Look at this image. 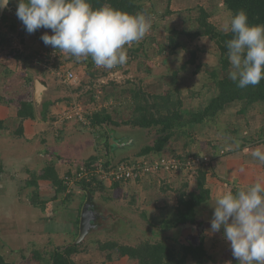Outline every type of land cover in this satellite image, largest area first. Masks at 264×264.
Returning <instances> with one entry per match:
<instances>
[{
    "label": "rangeland",
    "instance_id": "374dc122",
    "mask_svg": "<svg viewBox=\"0 0 264 264\" xmlns=\"http://www.w3.org/2000/svg\"><path fill=\"white\" fill-rule=\"evenodd\" d=\"M14 4L17 8L18 0H15ZM142 4L144 5L143 10L139 13H144L151 18L152 27L142 40L125 45L127 55H131V59L127 56L129 63L127 64L126 61L125 64L117 68L106 69L96 65L95 67L92 66L93 61L90 56L77 59L68 53L64 57H57V59L65 65L64 68L62 67L63 70H71L76 74V82H70L69 84H60L50 70L40 68L42 59H50V52L54 49L52 46H46L41 39V36L45 33L52 35L51 29L40 28L36 32L29 34L24 30L25 26L16 14H7V17L0 20V94L5 99V95L10 92V89L6 90L8 86L5 87L6 84L2 83V80L12 79L11 75L6 73L7 70H10L7 65L14 68L15 62H10L8 57L12 56L14 51L20 50L22 54L18 53L17 55L21 56L22 59L20 62H18L19 60L17 61L18 68L16 70L18 71L23 67L27 69L28 66H31L39 72V76L46 81H50L53 90L52 101H64L69 108L74 107V105H81L86 111L100 112L105 110L114 117L116 122L120 123L121 126L117 128L119 131L134 129L139 142L141 141L138 144L139 148L142 149L145 146L154 144L157 137H159L155 128L137 132V128L127 127L123 124L134 115L135 107L131 100V91L134 88L141 87L148 93L161 94L166 89L175 92L176 87H178L180 96H185L187 107L199 109L206 105L208 100L217 94V88L214 79L211 77V72L217 70L219 79H229L230 68L228 71L220 69V54L213 41L207 37L192 39L188 35L193 34L198 27L199 8L203 7L210 15L208 21L223 32H225L222 27L223 24L229 22L232 15L221 0H172L171 2L167 0H144L141 2ZM11 25L15 27L14 31H10L9 27ZM183 30H186V34L182 33ZM171 39H176L185 48H179L175 55H169ZM140 44H143L142 49L130 54ZM159 45H162L166 50L165 53H158ZM188 51H196L197 53V65L200 67V72L197 74L195 65H185L188 60ZM184 66L186 68L183 70ZM17 77L23 79L22 73L17 75ZM98 96L100 98H97ZM5 102H2V104ZM237 110H239V107L235 111ZM253 115L259 117V119L260 116L264 117L263 103L252 106L250 111H247L242 116L240 115L243 119V124L252 122L253 120L248 121V119L251 116L253 117ZM240 116L234 115L233 118L239 120ZM259 119L257 121H260ZM219 127L223 130L224 124L221 123ZM100 131L102 132V129L96 128L94 133L97 132L96 135L98 136ZM195 133L194 131L190 132L187 138L176 142L190 144L194 142L193 139L196 140ZM236 139L242 138L238 139L236 137ZM244 142L246 143L244 145H247V143H252V145L248 146L255 145V140ZM80 144L79 142L77 143L78 147L82 149ZM99 146L104 147V143L101 141ZM212 148L213 146L209 148L210 152L208 154H206L207 151L206 153L202 151L200 153L187 151L180 153L183 155L191 153L210 156ZM202 149L205 151L206 146H203ZM89 150L91 149H88L87 153ZM103 151L106 152L104 149ZM103 151L102 153L105 156ZM126 153L127 151L119 150L118 160ZM83 154H86L85 151L82 152ZM173 154L176 155V152H167L164 157L174 156ZM184 175H187L185 177L187 178L189 174L183 173L180 177ZM172 176L174 177L170 179L163 176L151 178V182L145 184L149 194L147 193L148 196L143 202L140 201L141 199H137V196H133V193L137 192L135 188L128 187L127 189L121 188L113 191L112 184L107 183L105 186L111 189V194L105 190L104 192L97 190L96 194L99 195L98 197L103 194L112 203V207H116L123 213L121 217H115V219L123 220L122 222L124 223L122 224L117 220L116 222L107 221L106 226H109V229L101 230V232L98 229L99 233L92 231L89 233L92 234V239L104 243L114 240L124 245H135L145 240L153 241L158 239L159 237H156L154 232L161 230V223L152 222L150 219H152L153 208L155 206L158 208L161 205V201L164 200L166 192V190L164 192V188L177 183L176 185L179 189L180 181L183 178L176 181L174 179L177 178V175ZM5 185L0 183V242L6 261L14 264H39L40 261L34 257L35 253L40 254L43 259L49 260L50 253L56 246L73 241L74 237H65L63 235L56 238L57 240L54 242L50 236L45 235L42 228L48 233L50 229L46 228H54L56 224L52 225L46 222L45 218H38L39 212L25 214L23 217L25 220H20V214L12 213L10 211L11 206H5V202L8 200L4 195ZM9 185V189L14 190L18 184L15 182L14 185ZM105 193L108 194L106 195ZM21 197H14L17 208H20L19 204L22 203L32 207L31 198ZM169 202L175 203V200H169ZM203 215L204 220L211 221L209 213H204ZM58 225L66 226L68 224L58 223ZM181 231L180 228H175L165 233V235L174 237L180 243H183L185 236L181 234ZM71 234L75 235L73 230H71ZM221 235L220 231L214 233V237L211 238V247L213 246L222 255H219L220 259L218 255V257L214 255L216 258L212 256L213 261H219L209 264H228V254L221 247ZM89 248L98 250L96 245H90ZM113 254L112 261L105 259L103 254L101 256L100 252H96V255L81 253L73 260L76 264H138L137 261L128 258L119 259L116 252H113ZM191 264L195 263L191 262Z\"/></svg>",
    "mask_w": 264,
    "mask_h": 264
},
{
    "label": "crops",
    "instance_id": "0c3cea01",
    "mask_svg": "<svg viewBox=\"0 0 264 264\" xmlns=\"http://www.w3.org/2000/svg\"><path fill=\"white\" fill-rule=\"evenodd\" d=\"M18 53L22 54L20 50H16L13 52L12 56L8 57L10 62H15L14 68L7 65L10 67V70H7L6 73L11 75L12 79L2 80V83L6 84L5 87L8 86L7 89H5H10V92L5 95V99L4 96L0 94V98L3 99L0 102V165H3L4 168V176L2 175L0 183L6 184L4 187V195L8 200L5 202V206H11L10 211L16 215L20 214L19 217L22 221L25 220V218H23L25 214L28 215L39 212L38 218H45L46 222L52 225L56 224L54 228H46L50 229L48 233L41 227L45 235L50 236L54 242L57 240L56 238L63 235H65V237H74L73 240L76 241L81 233L80 225L84 207L91 198L102 210H104L105 217L101 227L98 226L95 231L98 233V229L99 231L109 229V226H106L107 221L112 220L116 222L117 219H115V217H121L123 213L116 207H112V203H110L109 199L104 197L103 194H101L100 197H98L99 195L96 193L91 196L82 190L80 186H76L73 189L68 188V190L64 191L61 188L59 189L58 186H55L52 180L39 177L48 168L53 169L58 178L65 184L66 178L70 177L80 164L94 156H104L102 153L103 149L106 151H103L106 155L105 138L107 139V125L104 126L102 132L100 131L97 136V132L94 133L96 128L93 127V130L90 131L74 122L63 119V115L69 109V106L61 100L52 101L53 90L50 81H46L48 89L44 92L42 99H38L43 103V106H35L34 102V106L36 107V118L25 119L21 125L18 117L20 109L19 102L22 99H26L27 96L31 101L37 99L35 91L36 81L42 77L39 76V72L31 66H28L27 69L26 67L20 68L17 71L18 60L15 55ZM20 61L21 60L18 62ZM25 70H28L29 75L34 77L32 89L26 88L24 80L17 77L20 73L25 75ZM181 97L183 101H186L184 95H181ZM4 101L6 102L2 104ZM237 107H239V110L235 111ZM193 109L198 110L196 108H192V110ZM248 111H250V109ZM42 112L45 113V116L42 115ZM244 114L245 113H242V108L239 103L229 104L220 114L217 123L208 121L196 125L190 130V132H196V140L193 139L194 142L189 144L173 141L167 146L163 153L144 156L160 158L164 157L167 152L180 153L186 151L196 153H200L201 151L206 153L207 151L206 154H208V152H210L209 148L213 146L209 154V157L212 159V164L208 169L210 173L207 176V187L211 192V201L208 205H202L197 208L198 226L188 225L180 227L182 230L181 234L185 236L183 242L185 244L195 242L199 239L200 235H203L205 237V249L208 255L211 257L213 256V258H216L214 255L219 256L222 254L218 253L213 246L211 247V238L214 237V233L210 230L211 221L204 220L203 214L209 213L212 220L214 205L219 196L227 191L235 192L239 189H246L257 180H264V164H261L251 155L253 150L263 145L258 139L260 131L264 126V117L260 116L259 119V117L253 115V117L251 116V118L248 119V121H253L244 125L243 119L241 118ZM234 115L241 116L239 120H235L233 118ZM257 119L260 121H257ZM221 123L224 124L223 130L219 127ZM21 127L23 128L22 136L18 135ZM142 130L143 129L137 128L136 131ZM226 130L235 131L236 134L231 135L227 133ZM129 131H133L132 133H134V129H129ZM236 137L238 139L242 138L245 141L255 140V145L248 146L252 145V143L244 145L246 143L240 139L237 140ZM84 140L87 141L84 142ZM101 141L104 143V147H98ZM78 142L81 143L80 146L82 149L78 147ZM203 146H206L205 151L202 149ZM88 149L91 150L87 153ZM84 151L86 154L82 155ZM136 152L124 154L120 161L137 157L135 154ZM176 175L177 178L174 180L179 181L181 178L185 180L180 181L179 189L185 184H187L186 191L188 193L196 189L197 174H189L187 178H185L187 175L183 177H180L181 174ZM164 177L170 179L174 176L166 175ZM15 182L18 184L17 187L14 190H10L8 187L10 186L9 184L14 185ZM148 182H151V179L122 184L117 187L111 185V187L113 191L121 188L127 189L128 187L132 189L135 188L137 192H134L133 196H137V199H141L140 201L143 202L149 194L146 189L147 185H145ZM176 184L168 185V187L164 188V192L166 190L163 198L164 200L161 201V205L158 208L156 206L153 208V215L151 217L153 220L150 219L152 222L161 223L163 220H170L173 218L177 206V191L179 190ZM104 187V190L111 194V189L106 186ZM18 196H22L21 198L38 197V201L40 200V203H45L46 205H43L44 208L41 209V207L35 206L33 203H31L32 207H28L22 203L19 204L20 208H17L14 197ZM169 200H175V203L169 202ZM117 221L122 224L124 223L122 222L123 220ZM58 223H65L68 225L62 226L58 225ZM71 230L74 231L75 235L71 234ZM220 234H222L220 236L222 239L221 247L223 251L225 250L226 254H228V264H239L238 259L232 255L230 242H227L224 238L223 229L220 230ZM67 243L68 242L62 245ZM96 252H100L101 256L103 254L106 259L107 253L97 249L89 248L88 252L85 253H87V255L89 253L90 255H96ZM112 256L114 257V254H112ZM76 257L77 255H74L73 259Z\"/></svg>",
    "mask_w": 264,
    "mask_h": 264
},
{
    "label": "trees",
    "instance_id": "16d2710c",
    "mask_svg": "<svg viewBox=\"0 0 264 264\" xmlns=\"http://www.w3.org/2000/svg\"><path fill=\"white\" fill-rule=\"evenodd\" d=\"M144 0H88L93 9H98L105 4H110L113 8L118 9L122 12L129 14H136L143 10ZM171 2L172 0H167ZM225 8L233 16L240 10H244L248 16V23L250 25L264 24V0H221ZM200 16L197 21V29L193 34L188 36L192 39L199 37H207L217 46L220 57L219 65L222 71H228L230 68L228 49L226 47V41L233 38V34L229 32H223L217 29L208 20L210 18L209 13L202 7L199 8ZM10 31H14L15 27L11 25ZM26 31V29H24ZM183 30L182 33H185ZM169 55H175L179 48H185L176 39H171ZM24 42V41H23ZM136 46V45H135ZM143 44L133 49L130 54L140 51ZM166 50L162 45L158 46V53H165ZM188 60L186 66H196V74L200 72V67L197 65V53L196 51H188ZM17 60H21V56L15 55ZM131 57V55H127ZM45 59H43L44 61ZM91 66V65H90ZM95 67V64L92 63ZM184 66L183 70L186 68ZM40 68H43L40 66ZM23 80L26 88L33 87L34 77L29 75L28 70L24 71ZM176 75V74H175ZM211 77L214 79L215 86L217 88V94L211 97L207 104L198 110H192L187 107L185 101L180 96L179 89L176 87V91L172 92L170 89H166L164 93L152 94L146 92L143 88H134L131 91V100L134 104V115L130 120L123 123L127 127L140 128L143 130L156 129L159 137L154 144L145 146L136 154L137 157H144L150 154H161L167 146L180 139L187 138L190 135V130L196 125L203 124L205 122L217 123L220 114L224 111L225 107L232 103H239L242 108V113H246L252 106L258 103L264 104V79L255 86H248L247 88L241 89L237 87V83L230 79L224 78L219 79L217 70L211 72ZM173 85V84H172ZM31 93V92H30ZM3 99L0 98V102ZM43 103L38 99L31 101L28 99H22L20 103V109L18 117L21 125L25 119L36 118V107ZM88 111V110H87ZM45 116V113L42 112ZM94 128L103 129L105 125L112 126L115 128L120 127V123L116 122L114 117L105 110L100 112L95 111L92 116H89ZM23 128L21 127L18 135L22 136ZM227 133L235 135V131L226 130ZM106 149L107 153L105 157L110 161L109 154V136L106 131ZM243 142L244 139H240ZM264 145V126L260 131L259 139ZM179 156L181 153L173 154ZM96 156L87 160L85 163L94 162ZM264 169V165H263ZM4 173L3 165H0V180ZM210 172L208 170L197 171V183L196 189L193 192L188 193L186 191L187 184L180 188L178 192L177 206L175 208L174 216L170 220L161 221V230L154 232L156 237L160 239L145 240L135 245H124L119 244L117 241H97L93 240L91 235L87 232L80 231V235L76 241H72L65 245L56 246L55 249L50 253L49 260L43 259L42 256L35 253L34 257L40 261L39 264H76L73 260L74 255L88 252L90 245L98 246V250L106 254L108 261L113 260V252L117 253L119 259L128 258L137 261L138 264H209L214 263L212 257L208 255L205 249V237L199 236V239L195 242H189L187 244L180 243L176 238L169 235H165L169 231L184 226H198L197 219V208L202 205H208L211 201V192L207 187V176ZM215 176L214 174H211ZM40 178L52 180L55 186L59 189L68 190V186L62 182L53 169H47L42 173ZM119 184H113L117 187ZM82 190L93 196L97 190H104V185H99L93 188L92 185H77ZM73 189V188H72ZM33 205L42 207L45 203H40L38 197L31 198ZM44 205V206H43ZM191 261V262H190ZM0 264H14L6 261L3 252L2 245L0 242Z\"/></svg>",
    "mask_w": 264,
    "mask_h": 264
},
{
    "label": "clouds",
    "instance_id": "9594fccd",
    "mask_svg": "<svg viewBox=\"0 0 264 264\" xmlns=\"http://www.w3.org/2000/svg\"><path fill=\"white\" fill-rule=\"evenodd\" d=\"M12 0H0V11ZM16 16L29 34L40 28L46 46L80 57H91L97 67L112 69L127 61L125 45L139 42L152 21L144 13L129 14L110 4L93 9L88 0H18ZM233 38L226 41L229 79L244 89L264 79V24L250 25L244 10L223 24ZM264 145L251 152L264 164ZM243 171V169H242ZM223 229L239 264H264V180L246 189L223 193L215 202L211 232Z\"/></svg>",
    "mask_w": 264,
    "mask_h": 264
},
{
    "label": "built area",
    "instance_id": "2783aa9c",
    "mask_svg": "<svg viewBox=\"0 0 264 264\" xmlns=\"http://www.w3.org/2000/svg\"><path fill=\"white\" fill-rule=\"evenodd\" d=\"M66 54L68 53L53 49L50 52L51 58H44L45 61L42 59L40 64L44 69L50 70L60 84H69L77 80L76 74L71 70H63L62 67L64 68L65 65L57 59ZM119 66L121 65L114 68ZM92 114H94L93 111H86L81 105H74L64 113L63 119L92 131L93 125L89 118ZM211 164V157L191 153L162 158L134 157L115 164H112L111 160L109 161L105 156L98 155L94 162L80 164L71 176L66 178L65 184L69 189L82 184L92 185L93 188L102 184L105 186L107 183L122 185L159 176L196 174L199 170H208Z\"/></svg>",
    "mask_w": 264,
    "mask_h": 264
},
{
    "label": "water",
    "instance_id": "95a60500",
    "mask_svg": "<svg viewBox=\"0 0 264 264\" xmlns=\"http://www.w3.org/2000/svg\"><path fill=\"white\" fill-rule=\"evenodd\" d=\"M9 5L7 6V8ZM6 9L0 11V20H2L4 11ZM48 89L46 80L43 78H39L36 81V97L37 99H42L44 92ZM107 131L109 133V150H110V158L112 164H115L118 161V151H127L128 153H133L139 151V139L133 131H119L117 128L108 126ZM135 132V131H134ZM104 217V210L101 209L97 205V203L93 199H89L87 201L83 213L80 229L81 231L91 233L92 231L97 230L98 226L101 227Z\"/></svg>",
    "mask_w": 264,
    "mask_h": 264
},
{
    "label": "flooded vegetation",
    "instance_id": "af4514ba",
    "mask_svg": "<svg viewBox=\"0 0 264 264\" xmlns=\"http://www.w3.org/2000/svg\"><path fill=\"white\" fill-rule=\"evenodd\" d=\"M14 1H15V0H12V2L9 4V7L6 8V10L4 11L5 13H4V15H3V19H4L5 17H7V16H6L7 14H11V15H15V14H16V10H17V8H16V6H15V4H14ZM3 21H4V20H3ZM99 232H101V230H100ZM99 232H98V233H99Z\"/></svg>",
    "mask_w": 264,
    "mask_h": 264
}]
</instances>
